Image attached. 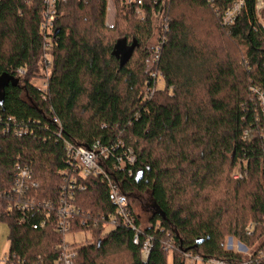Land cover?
Instances as JSON below:
<instances>
[{"label": "trees", "instance_id": "1", "mask_svg": "<svg viewBox=\"0 0 264 264\" xmlns=\"http://www.w3.org/2000/svg\"><path fill=\"white\" fill-rule=\"evenodd\" d=\"M114 1V27L106 24L107 0L57 1L44 90L32 80L44 68L45 2L0 0V190L11 191L18 169L29 166L39 182L29 194L52 203L50 220L40 227L48 210L43 204L23 211L15 206L18 195L0 198V222L10 226L9 263L56 264L64 237L54 226L65 139L89 148L122 140L134 149L133 165L111 168L121 149L105 167L138 224L154 237L143 262L132 229L104 232L97 217L114 211L109 187L99 176L87 177L86 189L76 192L72 232L90 230L91 238L76 244V264H169L164 241L170 238L176 247L171 264H184V251L239 259L227 250V236L253 244L264 233V112L252 90L264 91L257 0H244L232 26L222 25L218 11L234 0ZM138 6L144 20L137 18ZM157 14L166 20L163 31L154 28ZM162 32L166 40L153 61ZM122 40L138 44L124 66L115 53ZM15 124L29 132L17 135ZM237 169L242 177L233 176ZM88 214L89 226L82 224ZM250 223L253 236L246 234Z\"/></svg>", "mask_w": 264, "mask_h": 264}, {"label": "built area", "instance_id": "2", "mask_svg": "<svg viewBox=\"0 0 264 264\" xmlns=\"http://www.w3.org/2000/svg\"><path fill=\"white\" fill-rule=\"evenodd\" d=\"M58 0H44L46 8L43 12V21L41 23V33L44 37V54L42 56V62L44 64V73L49 72L48 70L52 66V56H51V48H52V38L54 34V24L57 17V8L56 3ZM109 0H107L108 2ZM126 3H131L135 0H122ZM142 1V0H138ZM109 3V2H108ZM245 5L244 0H234L230 7L223 11H218L221 16L222 25L232 26L235 24L237 17L240 15L243 7ZM108 8V7H107ZM257 8L264 9V0H257ZM137 18L140 20H144L146 18V13L141 6L137 8ZM162 28L165 30L167 28V23L165 18L162 19ZM106 24L110 27H114V23H110L106 21ZM166 37L162 32L161 41L156 45L154 49V55L152 60L156 61L159 59V50L162 44L165 43ZM46 69V71H45ZM17 72L23 74L25 70L19 66L17 68ZM48 74L44 75V85L46 86V80L48 78ZM151 75L156 78L158 85L162 81V77L156 71H152ZM42 87L43 89L45 88ZM45 90V89H44ZM253 92L256 93V99L259 102L261 109L264 112V91L259 87H253ZM153 92V90H152ZM57 120V118L55 119ZM61 127H59L60 129ZM14 132L21 136L29 132L28 127H24L23 125H14ZM61 130V129H60ZM59 130L58 135L61 136L62 131ZM64 148L66 151V162L67 166L65 169L58 172L62 177L61 184V195L60 201L58 204V216L55 221L54 230L63 234V240L58 245L60 249L59 256L56 260V264H76L75 258L77 256V242L76 240L71 241L66 237L69 234L76 235V233H90L91 231L87 230L84 232H72V215L77 210L76 207V192L79 190H85L86 185L84 183V179L87 177H101L102 180H105L109 187L108 197L111 203L114 206V211L111 213H99L98 221L103 223L104 230L110 231L115 229L117 226L125 227L128 229H132L133 235V243L137 245H141L140 257L143 262H147L150 258V254L153 247V239L152 235H148L143 227L138 224L137 218L133 213L132 209H130L129 199L126 193H124L117 182L113 179L112 175L107 171L105 164L106 161L109 160L110 156L113 152L121 150L122 151L118 155V162H112V169H125L128 166L133 165L136 162V154L134 149L131 146H126L124 141L119 140L117 145L113 146H105L100 145L99 142L95 143L94 147L89 148L82 144H78L72 142L70 140H64ZM129 174L131 170L129 169ZM33 170L29 166L20 167L15 176L13 188L11 191L9 190H0V198L5 195H18L20 198H17L15 201V206L18 205L20 209L23 211L34 210L39 205L43 204L48 208L45 219L40 221L39 226L44 227L47 222L50 220V215L52 214V210L49 209L52 206L50 200L38 201L35 195L29 194V190H37L39 189V182L35 179ZM234 177H242V173L237 169L233 173ZM88 214L83 218L82 224L89 226L93 219ZM24 219V217L22 218ZM97 219H95V222ZM38 224H33V228H37ZM246 234L248 236H253L255 234V225L250 223L246 227ZM91 238L86 236V239ZM83 240V241H85ZM82 241V242H83ZM226 248L229 251H232L235 254H240L241 257L239 259H222L217 257H204L200 254L192 253V252H182L184 256V264H264V233L260 237V239L253 244H248L246 242L241 241L237 237L231 236L226 241ZM164 249L170 251V257L172 250H175L176 247L172 241V239H168L164 241ZM9 256L5 257L6 263H9ZM19 261L11 262L9 264H19Z\"/></svg>", "mask_w": 264, "mask_h": 264}, {"label": "rangeland", "instance_id": "3", "mask_svg": "<svg viewBox=\"0 0 264 264\" xmlns=\"http://www.w3.org/2000/svg\"><path fill=\"white\" fill-rule=\"evenodd\" d=\"M108 2L109 3L107 5L108 8H107V18H106V20L108 22H110V23H115V16H116L115 1L114 0H109ZM256 10H257V13H258V17L261 18V20L264 22V9L263 8H261V9L257 8ZM162 18H164L162 14H157V16L154 17L153 22L155 24V27H154L155 29H157L158 27H160V25H162V23H161V21H163ZM158 33L159 32H156L155 36H158ZM155 36L150 39L149 46H151L152 43H154L153 41H155V38H156ZM150 64H151V62H150ZM50 70H51V68L48 71L50 72ZM45 71H46V69H45ZM49 72H45L44 75L46 76V74L49 73ZM43 73H44V68L41 70V75L42 76L36 77V78H34L32 80L33 84L37 85L40 88L45 86L44 85L45 80L43 78ZM162 84L163 83L161 81V83H159V85L162 86ZM0 97H1V95H0ZM137 205H138L137 208L139 209L138 212H139V214H141V219H142V222L144 223L146 221L147 215L141 209L140 206H142V205H140L139 203ZM106 231H107V229L104 232H106ZM87 234L89 235V237L91 236L90 233H87ZM9 235H10V226H9V224L6 221L0 222V264H6L5 257H7L9 255V247H10L9 246L10 245ZM88 235H86L84 233H76V235L69 234V235H67L66 238L68 240H71V241L76 240V241H78L77 243H80L83 240H85L86 236H88ZM229 237H230V235L227 236L226 239H228ZM127 255L128 254L125 255V258H128ZM168 263L169 264L172 263L171 257H169Z\"/></svg>", "mask_w": 264, "mask_h": 264}, {"label": "water", "instance_id": "4", "mask_svg": "<svg viewBox=\"0 0 264 264\" xmlns=\"http://www.w3.org/2000/svg\"><path fill=\"white\" fill-rule=\"evenodd\" d=\"M115 53L117 58L120 59V66H124L131 59L135 48L137 47V41L134 40L131 44L126 43V41L122 40L116 43Z\"/></svg>", "mask_w": 264, "mask_h": 264}]
</instances>
